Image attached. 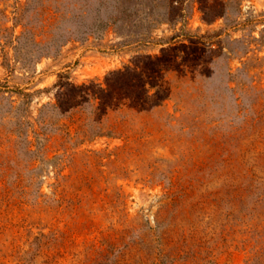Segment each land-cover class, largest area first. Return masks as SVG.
Listing matches in <instances>:
<instances>
[{
	"label": "rangeland",
	"instance_id": "obj_1",
	"mask_svg": "<svg viewBox=\"0 0 264 264\" xmlns=\"http://www.w3.org/2000/svg\"><path fill=\"white\" fill-rule=\"evenodd\" d=\"M90 80L121 134L27 151L20 122L90 111ZM73 150L89 191L53 166ZM261 199L264 0H0V264H246Z\"/></svg>",
	"mask_w": 264,
	"mask_h": 264
},
{
	"label": "trees",
	"instance_id": "obj_2",
	"mask_svg": "<svg viewBox=\"0 0 264 264\" xmlns=\"http://www.w3.org/2000/svg\"><path fill=\"white\" fill-rule=\"evenodd\" d=\"M25 25L26 24H23V27H25ZM45 52L48 51L46 50ZM62 75L63 73H60L59 77ZM90 81L92 85L85 82L79 84L72 83L69 90L71 92H76V94L66 97L67 99H75L77 96L80 97V99H86L91 104L90 111H85V107L79 106L75 108L76 106H74L70 109L69 113L61 112L63 114H61L57 120H51L46 118V116L40 110L39 114L32 122L30 120H23L20 122L21 129L19 134H23L24 126L28 128L26 133L27 144L25 146L27 151L36 155L38 152H40V150L45 148V145L49 140H53L54 144L48 146L45 150H50V147H53L54 150L63 149L64 152H66L68 148L76 147L84 141L92 140L96 136H115L121 134L122 130L118 132L120 127L119 124L123 123L125 120L120 119L117 121V123L111 122L110 114L107 110L111 109V106H103L100 101L96 100L99 91L103 88L99 83L94 82V80ZM65 82L66 80H62L60 78L58 79L57 84L62 86ZM78 102L79 101H77V103ZM49 106L52 109H59L60 98H56V101L50 103ZM29 132H31V134H29ZM32 147H34V150ZM75 153L77 154V151L73 150L71 154L67 156L65 154L54 155L52 160L53 166H58V174L63 180H67L71 175H78L77 172L81 169V167H77L75 165ZM64 161L66 162L64 163ZM84 163H86V161ZM65 166L70 168V172L67 174H62L61 172ZM80 176H82V178L78 184L71 182L68 186H74L75 189H81L84 186L87 187V191L91 190L93 176H88L87 173L81 174ZM80 176L78 175V177ZM249 176L251 177L250 180L244 182V184H246L245 191L251 190V184L254 177L252 174H249ZM260 183L262 184V182ZM87 197L89 196L86 195V192L79 195L75 193V202L79 204L84 203L87 201ZM235 197L240 200L245 198V196L242 194H236ZM260 207H262V211H264V199H261ZM262 229L261 235L263 238L260 241V244L255 247L254 254L246 260V264H262V260L260 258L264 256V225ZM44 238H47V235L40 233V235L34 237L32 242L39 243L37 244L38 246L40 243H45L47 241L44 240ZM32 248L33 247L30 246L28 249L22 251L20 255L18 254L19 264H35L34 261H32V252L34 250ZM36 248L37 247H35V249ZM104 258H107V256L104 255Z\"/></svg>",
	"mask_w": 264,
	"mask_h": 264
}]
</instances>
